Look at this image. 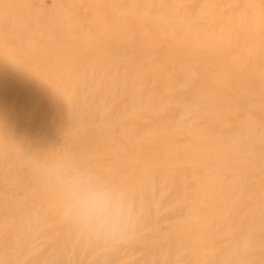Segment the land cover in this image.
<instances>
[{
  "label": "rangeland",
  "instance_id": "obj_1",
  "mask_svg": "<svg viewBox=\"0 0 264 264\" xmlns=\"http://www.w3.org/2000/svg\"><path fill=\"white\" fill-rule=\"evenodd\" d=\"M67 18L70 24H66ZM238 19L244 25L240 26ZM19 20L29 25L40 23L39 29H46L50 36L41 41L38 33L20 31L16 24ZM250 28L258 34L250 33ZM177 31L183 33L180 38H175ZM210 33L242 44L243 47L237 50L239 53L245 51V42L264 36V0H19L14 7L0 10V59L7 58L0 60V80H14L19 74L40 66L43 71L68 72L66 67L50 62L44 66L45 60H38L43 56L62 59L61 54L68 53L71 59L90 63L71 71L78 79L75 83L68 82L65 100L69 106L66 108L57 105V94H53L56 103L47 114L43 109L44 97L39 93L35 103L29 106L22 103L20 91L11 98L6 99L4 94L0 96V109L4 106L8 110L12 122L8 126L0 124V132L7 129L18 135L14 141L0 139V153L10 159L0 167V264H8L13 257H18L19 264H41L43 261L49 264H182L185 260L190 261L198 242L205 246L224 239L214 236L194 239L185 247L178 245L176 241L181 232L172 233L171 230L183 223L198 225L203 218L191 216L188 209L198 193L193 185L196 179L178 175V171L187 167L208 170V167L195 162L177 165L168 162L190 152L196 157L229 163H235L240 157L249 161L264 160V151L256 155L247 152L239 155L212 147L217 135L209 137L205 134L202 116L209 111L204 113L202 104L192 101L182 105L160 104L163 100H172L177 93L191 92L190 85L167 89L161 86L157 75L131 80L133 71L140 68L149 75L151 69H157L163 63L186 67L199 87L210 85L212 89H218L225 96V102L234 106L232 112L225 115L228 124L216 130L220 135L231 132L232 124L243 120L252 122V128L264 132V114L259 107L264 103V50L245 51L247 60L239 68L257 70L261 75L243 81L202 57L187 55L189 51L184 55L175 54L161 44L174 41L200 46L213 41ZM83 39L86 43H79ZM111 41L115 44L108 45ZM92 43L104 44H98L101 46L98 49ZM26 44L32 49L28 50ZM10 45L17 50L11 53ZM214 46L215 42L208 46L212 52L217 49ZM221 59L233 62L236 57L235 54L222 55ZM130 64L132 67L126 71ZM61 68L65 69L61 71ZM161 76L167 83L173 80L169 75ZM119 80L126 81L128 87L126 82ZM132 82L136 83L138 97H146L158 105L148 109L132 102ZM65 117L67 122L74 121L75 125L69 128ZM19 123L22 124L20 127L17 126ZM250 144L264 147V138ZM165 149L171 156L162 153ZM13 152L20 157L12 159L10 154ZM49 153L91 170L108 185L129 168L139 173L143 169L154 172L148 179L149 191L141 189L138 197L131 192L125 199L127 224L146 221L151 200L154 209V219L149 218L153 220L151 224L121 237L93 234L82 229L40 180L41 168ZM114 160L119 161V167L114 166ZM130 161L143 163L131 166ZM254 166L252 164L250 169ZM164 169L169 171L168 174L172 172L171 175L161 174ZM247 170L244 168L240 172L247 174ZM208 171L223 177L239 175L238 171ZM247 181L251 183L254 195L243 198L240 204L230 203L226 217L240 213L241 206H264V173ZM135 184L144 186L141 181H135ZM29 203H34L30 210ZM41 210L50 213L53 219L37 224V214ZM164 216L170 219L162 220ZM19 218L22 219L18 225ZM215 220L219 219L210 221ZM71 227H75L74 232ZM19 231L36 236L27 251L22 249ZM250 232L262 236L261 245L251 252L255 256H264V221L253 226ZM96 235H101L104 244L93 250L92 241ZM206 250L203 254L216 252L215 249ZM96 257L100 259L96 260ZM108 259L110 263L106 262Z\"/></svg>",
  "mask_w": 264,
  "mask_h": 264
},
{
  "label": "bare ground",
  "instance_id": "obj_2",
  "mask_svg": "<svg viewBox=\"0 0 264 264\" xmlns=\"http://www.w3.org/2000/svg\"><path fill=\"white\" fill-rule=\"evenodd\" d=\"M18 2L19 0H1L0 10H2L4 7L6 8L14 7ZM95 12L96 10L93 13ZM240 19H238L239 25L242 26L244 24H242V20ZM70 22L71 21L67 18L66 24H70ZM219 22L222 23L223 25V20H220ZM16 24L19 28H21L20 31L22 32H28V33L35 32L38 33L39 36L41 35L39 37V40L41 41L43 38H47L50 36L46 29L43 30L39 29L40 23H34L32 25H29L19 20L16 22ZM252 29L253 28H250L251 30L250 33L258 34L257 30L253 31ZM182 35L183 33H181V31H177L175 34V38H180ZM210 37L213 38V41H211L210 43L200 44V46L199 44L193 42L190 44H185L174 41L172 42L170 41L168 44L161 42V44L164 45L165 48L167 47L168 50L172 51L175 54L184 55L186 52L189 51V54L187 55L202 57L205 61L211 64H215V66H217L218 69L230 74L236 79L248 81L250 79H253L254 77H257V75H261V73H259L260 71L257 70L256 71L241 70L239 68V65L242 64L243 62H246L247 60L245 51L249 52L250 50L256 48H260L264 50V36L255 37L257 40L254 38L253 40H249V42H245L246 43L244 46L245 51H242L240 53H239L240 50L237 49L243 47L242 44L235 42L232 43L228 41V38L226 37L219 38L217 37L216 33H210ZM82 42L80 41L79 43L84 44L86 43V40L83 39ZM213 42L216 43V46L214 47H217V49L212 52L208 46L213 45ZM92 44L94 45L95 48L99 49L101 46L98 44H104V43H92ZM106 44L108 43H105V45ZM113 44H115V41H111V43H109L108 45H113ZM25 46L28 50L32 49L30 45L26 44ZM13 47H14L13 45H10V49L13 50L11 53L17 50L15 47L14 48ZM234 54L236 60L233 62L225 61L221 59L222 55L233 56ZM60 57L64 60L60 59L59 57L56 58L50 56L49 57L43 56L38 58V60L40 61L45 60L43 62L44 66L47 64V62H50L52 65L54 64L60 67H66L68 69V72L54 73L53 70L51 69L50 71H46V69L45 71H43L44 68L40 66L36 69L33 70L31 69V71L26 74H19L18 77L15 78L14 80L3 78L2 80H0V96L1 94L2 95L4 94L3 96L7 99V98H11L15 92L20 91L23 95L22 103L26 105L28 104L27 106H29V104L31 105L35 103L37 94L39 93L42 95V98L44 97L45 102L43 105V109L47 114L51 112V110L54 107V104L56 103L53 100V94H57L58 95L57 105L66 108V106H69L67 105V102L65 100L67 94L68 82L71 81L75 83L78 79V76H76L75 73L71 71L74 69L84 68L90 63L85 60L71 59L68 53H62ZM6 59L7 58H1L0 60L3 61ZM131 67L132 65L130 64L125 70L128 71ZM64 69L65 68H61V71H63ZM145 72L146 70L142 68L133 71L132 74L133 76L131 80H140L143 76L155 77L157 75L156 78H158L161 86L164 85L165 88L167 89L177 87L178 85L181 86L182 84L190 85L192 90L191 92L183 91L177 93L174 97H171L172 100H168V99L163 100L160 104L173 103L177 105H182L184 103L191 104V101L196 104L198 103L199 105L202 104L204 113L209 111L208 114L202 116L203 119L202 126L204 127L205 134L206 136L209 135V137L213 136L214 134L217 135L212 145L210 146L219 149L229 150L230 152L236 154L238 153L239 155L246 152L251 155H256L258 154V152L261 153L264 151V147H256L250 144L253 141H259L261 138H264V132L252 128L253 126L252 122L243 120L241 122L238 121L235 124L233 123L232 124L233 130L231 132H226V133L224 132L221 135L216 131L218 128H222L228 124L225 115L230 114L232 112V109H234V106L229 105L227 102H225V96H223L218 89L216 88L212 89L211 88L212 86L210 85H203L202 87L200 86L201 88L204 89L201 90L199 87L200 84L196 79H194L189 74V71L186 69V67L177 66L170 63H163L160 64L157 67V69H151L150 70L151 74L146 75ZM138 73H143V74H138ZM162 74L171 76L173 80H170V82L168 83L163 81L161 76ZM120 81L121 83L126 82L122 80H119L118 82ZM126 84L128 87L127 82ZM61 86H64L66 88L62 89ZM137 92L138 91L136 89V83L132 82L130 96L132 102L136 103L137 106L140 107L141 105L148 109H152L158 105V103L149 101L146 97H138ZM202 97H206V98L202 99ZM1 102L2 99L0 101V105ZM225 104L228 105L227 108ZM253 104L256 103L253 102ZM259 107H260V112L264 114V103L259 104ZM66 117H65V122L68 125V127L69 128L73 127L72 125H75L74 121L67 122ZM8 123H12L8 114V110L4 106H2V109H0V124H3L4 126H8ZM21 125L22 124L19 123L17 126L20 127ZM123 128L125 131V127ZM120 130L121 132L123 131V129ZM0 134H1L0 139L8 138V140L14 141L18 138V135L11 133V131L10 130L8 131L7 129L2 130ZM38 144L39 143L37 142V145ZM162 153H164L166 156H171V152L169 150L167 151L165 149L164 151H162ZM7 156L0 153V167L5 166L6 162H8L7 160L10 161V159H7ZM10 156L12 157V159L13 158L18 159L20 157V155L16 154L15 152L11 153ZM113 162L115 167L120 166L118 160H114ZM193 162L208 167V170L221 169L223 171H229V172L238 171L239 175L238 177H231V176L223 177L222 175L217 173H212L207 169L205 170L199 168L193 169L192 167H187L178 171V175L181 173V174H185V177L192 176L196 179L193 185L195 190L198 191V193L197 196L195 197L196 200L194 204L191 206V208L188 209L190 210L191 216L203 217L201 218L202 222L198 225H190V224L186 225L185 223H183L180 226L178 224L176 229L171 230L172 233H175V231L181 232L178 235V240L176 241L178 245L185 247L187 246V243H189L194 239L200 240V239L211 238L214 236H221L224 238L222 239V241H219L217 243L211 242L205 246L202 243L198 242L196 247L197 250L191 255L190 261L185 260L183 261L182 264H264V256L261 257L258 255L255 256V254L251 252L252 249H255L256 247H259L261 245L262 236L250 232V229L253 228V226H258L263 223L264 206L262 207L241 206L243 210L240 213L235 212L226 217V213L228 212L229 206L231 205L230 203L239 202L240 204L243 201V198L249 195H254L252 185L251 183L248 184L247 180L258 176V174L260 173H264V160L261 159V160L249 161V159H243V157H240V159L235 163H229L223 160H216V159L213 160L204 157H196L195 153L190 152L187 153L182 158L175 159L174 162H168V164L177 165V163L185 164V163H193ZM139 163H143V162L130 161L131 166ZM252 164L255 166L253 167V169H250ZM244 168L248 169L246 171L247 174L240 172V170L243 171ZM168 172L169 171L167 169L166 170L164 169L160 173L166 174V176L171 175L172 172H170L169 174ZM152 173L154 172H151L149 169H143L139 173L134 168H129L126 169L121 175L116 177L110 186L119 192L125 203L126 202L125 199L127 198V196H129L131 192H132L131 194H135L136 197H138L139 191L141 189L143 190L145 189L146 191L149 189L148 179L150 174ZM135 181H141V183L144 186H137V184H135ZM152 204L153 202L149 200V208L150 206L151 208L149 209V216L146 219V221H144L143 223L133 222L131 224L129 223L127 224L128 220H126L125 224L119 230L113 233H109L110 236H115V237L128 236L130 234L138 232L142 228L149 226L153 221V220H149V218L151 217L152 219H154L152 216V213L154 212ZM28 205H29L28 210L34 207V203H29ZM125 205H127V203ZM2 214L3 213H1V215ZM37 215H38L37 216L38 218L36 219L37 224H43L53 219L50 213H47L46 211L43 210H41V212H38ZM203 215L206 218H204ZM208 216H210V220L212 219H219V220L210 221L208 219ZM19 217H21V215ZM166 218L170 219L164 216L162 220H165ZM21 219L22 218L18 219V225ZM178 227L180 229H178ZM71 228H72V232H74L75 230L73 228L75 227H71ZM19 235L23 243L22 249L24 251L29 250V248H31L30 242H32L36 236L32 234H28L24 231H19ZM92 242H93L92 245H94L93 250L97 249V247L100 248L104 244L101 241V235H96V237ZM207 248L215 249L213 251L216 252L214 254H203L204 252H207L206 250ZM191 249L193 250V247H191ZM196 253H198L199 255H197ZM13 258L14 259L8 260V264H19L18 257L17 258L13 257ZM99 259L97 258L96 260ZM103 261L105 262V260ZM106 262L110 263L111 261L110 259H108L106 260ZM41 264H49V263L43 261Z\"/></svg>",
  "mask_w": 264,
  "mask_h": 264
},
{
  "label": "clouds",
  "instance_id": "obj_3",
  "mask_svg": "<svg viewBox=\"0 0 264 264\" xmlns=\"http://www.w3.org/2000/svg\"><path fill=\"white\" fill-rule=\"evenodd\" d=\"M40 180L66 213L90 233H113L127 220L128 209L117 190L91 170L55 153L47 154Z\"/></svg>",
  "mask_w": 264,
  "mask_h": 264
}]
</instances>
